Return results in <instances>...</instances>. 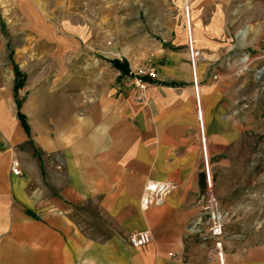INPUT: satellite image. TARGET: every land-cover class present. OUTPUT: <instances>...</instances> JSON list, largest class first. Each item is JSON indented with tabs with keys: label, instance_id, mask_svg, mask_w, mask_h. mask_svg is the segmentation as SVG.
Here are the masks:
<instances>
[{
	"label": "crops",
	"instance_id": "obj_1",
	"mask_svg": "<svg viewBox=\"0 0 264 264\" xmlns=\"http://www.w3.org/2000/svg\"><path fill=\"white\" fill-rule=\"evenodd\" d=\"M191 9L213 186L232 197L245 143L234 103L249 82L221 66L230 46L225 6L191 0ZM167 39L169 48L154 52L158 78L141 101L114 85L116 67L64 66L25 99L0 70V264H218L213 240L193 226L205 179L182 24ZM148 178L175 188L142 211ZM220 178L232 185L227 192ZM251 195L245 188L244 201ZM143 229L150 241L131 246L128 236ZM251 231L258 237L245 235ZM222 245L226 264H264V225L228 224Z\"/></svg>",
	"mask_w": 264,
	"mask_h": 264
},
{
	"label": "rangeland",
	"instance_id": "obj_2",
	"mask_svg": "<svg viewBox=\"0 0 264 264\" xmlns=\"http://www.w3.org/2000/svg\"><path fill=\"white\" fill-rule=\"evenodd\" d=\"M217 1L225 6L230 32L221 66L234 81L247 76L249 86L238 89L234 103L245 138L237 147L236 194L217 195L215 186L212 191L224 227L264 225V0ZM185 4L193 33L191 0H0V70L11 76L20 99L37 83L53 81L64 66L99 73L118 68L117 61V87L129 63L154 60L157 48H169L176 24L186 37ZM220 180L227 192L232 185ZM245 188L253 194L246 201ZM245 235L256 238L259 232Z\"/></svg>",
	"mask_w": 264,
	"mask_h": 264
},
{
	"label": "built area",
	"instance_id": "obj_3",
	"mask_svg": "<svg viewBox=\"0 0 264 264\" xmlns=\"http://www.w3.org/2000/svg\"><path fill=\"white\" fill-rule=\"evenodd\" d=\"M186 2V0H184ZM188 7L185 4V25H186V47L190 63L192 88L195 98V111L198 124L199 141L202 146V171L205 179V189L199 196L200 212L193 223L195 231L201 232L204 237L210 238L214 242V254L218 264L225 263L222 239L224 236V222L216 196L213 193V176L211 164L208 158L206 145V133L203 121V106L201 101V80L198 76V64L202 59L200 50L196 47L193 40L191 18L188 13ZM158 78V68L152 59L144 60L139 64H128L126 70L121 73L119 87L132 90V96L135 100L145 99V90L148 84ZM214 80L218 79L217 74H213ZM11 171L13 174L19 173V165L13 160ZM175 183L170 180H158L148 178L144 181L142 191L139 197V207L146 211L151 207L161 206L166 197L174 190ZM128 242L131 246L138 247L146 244L151 239L148 229L139 230L128 236Z\"/></svg>",
	"mask_w": 264,
	"mask_h": 264
},
{
	"label": "trees",
	"instance_id": "obj_4",
	"mask_svg": "<svg viewBox=\"0 0 264 264\" xmlns=\"http://www.w3.org/2000/svg\"><path fill=\"white\" fill-rule=\"evenodd\" d=\"M114 65L117 66L118 68H121V67H122V65H120L117 61L114 62ZM19 85H20V84H18V83L16 82L15 85H14V88H15V89L18 88ZM18 115H19L18 117L21 119L22 124H23V125L25 126V128H26L27 126H26V123H25V121H24V117H23L20 113H19Z\"/></svg>",
	"mask_w": 264,
	"mask_h": 264
},
{
	"label": "bare ground",
	"instance_id": "obj_5",
	"mask_svg": "<svg viewBox=\"0 0 264 264\" xmlns=\"http://www.w3.org/2000/svg\"><path fill=\"white\" fill-rule=\"evenodd\" d=\"M110 53H113V54H115L116 53V51H115V49H112V50H110L109 51ZM204 121V120H203ZM204 130H205V125H204ZM206 133V132H205ZM207 145V144H206Z\"/></svg>",
	"mask_w": 264,
	"mask_h": 264
}]
</instances>
